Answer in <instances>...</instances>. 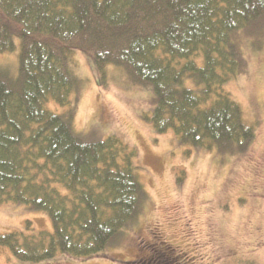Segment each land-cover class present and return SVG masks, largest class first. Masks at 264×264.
<instances>
[{
  "label": "trees",
  "instance_id": "16d2710c",
  "mask_svg": "<svg viewBox=\"0 0 264 264\" xmlns=\"http://www.w3.org/2000/svg\"><path fill=\"white\" fill-rule=\"evenodd\" d=\"M257 25L264 0H0V54L17 56L14 72L0 63V205L44 212L51 223L35 230L26 221L0 234V245L28 263L93 257L121 241L147 199L134 146L75 128L76 50L101 78L119 68L151 90L142 118L156 133L231 154L254 128L223 85L244 72L239 36ZM153 262L181 264L166 247Z\"/></svg>",
  "mask_w": 264,
  "mask_h": 264
},
{
  "label": "rangeland",
  "instance_id": "374dc122",
  "mask_svg": "<svg viewBox=\"0 0 264 264\" xmlns=\"http://www.w3.org/2000/svg\"><path fill=\"white\" fill-rule=\"evenodd\" d=\"M239 44L245 70L223 89L254 136L243 152L231 154L177 144L172 130L156 133L142 118L152 108L151 90L132 85L119 68L106 67L101 78L92 58L76 50L74 71L82 85L75 128L116 134L134 146L147 199L121 241L96 256L61 254L28 263L0 245V264H148L163 247L181 264H264V27L240 35ZM0 63L14 72L16 52L0 54ZM47 107L62 110L52 102ZM26 221L35 230L51 229L44 212L0 205V234L24 230Z\"/></svg>",
  "mask_w": 264,
  "mask_h": 264
}]
</instances>
